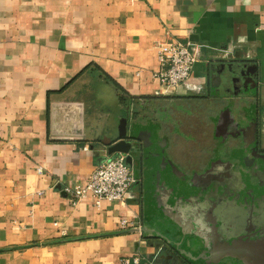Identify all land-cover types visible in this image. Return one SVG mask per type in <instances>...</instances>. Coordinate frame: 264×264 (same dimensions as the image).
I'll list each match as a JSON object with an SVG mask.
<instances>
[{
    "label": "crops",
    "instance_id": "obj_1",
    "mask_svg": "<svg viewBox=\"0 0 264 264\" xmlns=\"http://www.w3.org/2000/svg\"><path fill=\"white\" fill-rule=\"evenodd\" d=\"M169 36L194 45L191 83L200 90L164 92L157 46ZM230 60L243 66L239 81H210V68ZM122 118L129 129L155 124L180 171L244 150L236 127L256 123L264 150V0H0V264H118L134 255L190 264L138 230L173 224L157 206L146 209L144 154L129 164L137 182L125 203L66 191L112 156L102 139Z\"/></svg>",
    "mask_w": 264,
    "mask_h": 264
},
{
    "label": "water",
    "instance_id": "obj_2",
    "mask_svg": "<svg viewBox=\"0 0 264 264\" xmlns=\"http://www.w3.org/2000/svg\"><path fill=\"white\" fill-rule=\"evenodd\" d=\"M242 68L230 60L228 64L212 66L209 79L218 85L235 83L242 75ZM256 128V123L250 130L236 127L235 132L245 136L244 150L249 154L236 152L230 160L218 159L204 173L189 179L166 155V143L157 140L155 124L135 123L129 129L128 119L122 118L117 134L106 136L102 142L109 155L125 154L128 164H132L133 155L144 154L146 209L152 208L156 212L154 207L157 206L160 209L157 213L167 217L178 231L174 232L173 224L164 232L158 230L154 216L151 217L154 228L138 230L147 233L149 238L163 240L190 264H217L224 257L246 260V264H264V213L256 211L261 220L258 222L244 215L247 211L239 206L248 207L246 199L252 193L264 197V154L256 147ZM253 171L260 174L254 182L256 172ZM242 186L249 190L245 195L247 198L242 200L243 203L235 202L237 205L231 208L230 215H226L225 208L233 202L229 197L237 194ZM252 210L250 206L248 213L254 215ZM177 236L180 240H174Z\"/></svg>",
    "mask_w": 264,
    "mask_h": 264
},
{
    "label": "built area",
    "instance_id": "obj_3",
    "mask_svg": "<svg viewBox=\"0 0 264 264\" xmlns=\"http://www.w3.org/2000/svg\"><path fill=\"white\" fill-rule=\"evenodd\" d=\"M159 79L166 94L178 92L179 89L200 90L192 84L194 66L198 61L195 47L190 42L169 36L158 43ZM137 177L131 165L126 162V155L118 153L108 156L91 173L85 184L66 191L74 200H81L92 195L95 202L116 201L125 203L131 187ZM126 222L123 221V224ZM118 264H152L143 256L122 257Z\"/></svg>",
    "mask_w": 264,
    "mask_h": 264
},
{
    "label": "flooded vegetation",
    "instance_id": "obj_4",
    "mask_svg": "<svg viewBox=\"0 0 264 264\" xmlns=\"http://www.w3.org/2000/svg\"><path fill=\"white\" fill-rule=\"evenodd\" d=\"M258 150V152H260L261 154H264V150H261V149H257ZM237 152H244L245 154H249V152L248 151H246V150H242V151H237ZM238 153V154H239ZM259 161H261V160H259ZM209 168V166H206V167H204V168H202V169H200V171L199 172H196V171H193V172H189V171H187V170H184V169H181V171L185 174V176H187L189 179L190 178H192L195 174H201V173H204L207 169ZM198 170V169H197ZM253 172H256V175L255 176H253L254 178H253V182H254V180H257V178L258 177H260L259 175V173L257 172V171H253ZM241 190H239V192H237V194H233L232 196H228L230 199H233V202L232 203H230L229 204V206L228 207H226L225 208V210L224 211H226L225 213H226V215H228L229 213H230V210H231V208H233L234 207V205H237L239 202H242V200L244 199V198H247L245 195H246V193L249 191L248 190V188H244V186H242L241 188H240ZM248 190V191H247ZM241 197V198H240ZM229 199V200H230ZM235 199H238V200H235ZM224 200V199H223ZM223 200H221V201H223ZM247 200V203L249 204V206L247 207V206H244L242 203V205H239L240 206V208H244L247 212H245L246 214H244V215H246L247 217H253L256 221H261L260 220V218L258 219L257 218V215H256V211L257 210H259V211H263V213H264V197H261V195L259 196V194H253L252 193V195H250V197L249 198H247L246 199ZM237 204H236V203ZM221 204H223L222 202H220V205ZM250 206L253 208V210L251 211L254 215H251L250 214V212L248 213V211H249V208H250ZM217 210H219V209H217ZM230 215V214H229ZM249 218H247V220L249 219ZM251 220L249 219V222H250ZM241 225H245L244 223H242ZM246 226V225H245Z\"/></svg>",
    "mask_w": 264,
    "mask_h": 264
},
{
    "label": "rangeland",
    "instance_id": "obj_5",
    "mask_svg": "<svg viewBox=\"0 0 264 264\" xmlns=\"http://www.w3.org/2000/svg\"><path fill=\"white\" fill-rule=\"evenodd\" d=\"M160 107V106H159ZM161 114V113H160ZM159 114V115H160ZM173 156V158H174V161H176V163H178L179 165H181L182 166V163L183 162H181V161H183L182 160V158L180 157V151H175L174 152V155H172ZM189 169V168H188Z\"/></svg>",
    "mask_w": 264,
    "mask_h": 264
}]
</instances>
